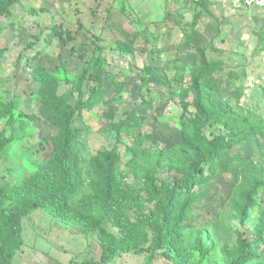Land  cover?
Segmentation results:
<instances>
[{
  "label": "rangeland",
  "instance_id": "obj_1",
  "mask_svg": "<svg viewBox=\"0 0 264 264\" xmlns=\"http://www.w3.org/2000/svg\"><path fill=\"white\" fill-rule=\"evenodd\" d=\"M209 11L166 0H19L0 18V206L11 213L16 200L31 198L58 181L54 140L59 128L43 109H63L78 100L82 68L100 59L105 70L102 102L76 116L80 133L73 164L79 191L65 207L42 208L23 220L28 239L37 237L73 264H234L246 241L264 264V188L241 222L245 189L233 175L197 185L187 221L175 227L161 249L153 223L161 217L150 194L156 184L177 185L186 170L184 120L195 115L191 86L202 69L199 49L215 65L217 98L264 118V13L230 0H213ZM123 33L137 35L132 53L119 50ZM93 86L86 82L83 91ZM219 125L205 130L212 139ZM117 149L116 210L104 232L89 223L101 214L100 181L91 160ZM264 168V135L239 143L231 156ZM165 203V200L163 201ZM119 252L102 261L101 244Z\"/></svg>",
  "mask_w": 264,
  "mask_h": 264
},
{
  "label": "trees",
  "instance_id": "obj_2",
  "mask_svg": "<svg viewBox=\"0 0 264 264\" xmlns=\"http://www.w3.org/2000/svg\"><path fill=\"white\" fill-rule=\"evenodd\" d=\"M19 0H0V18L10 15L11 8ZM209 11L208 3L197 4ZM1 32V30H0ZM125 44L119 50L132 53L137 35L123 33ZM202 58V69L194 78L191 90L195 115L184 120V145L189 151V160L183 178L177 185L163 190L156 184L155 169L148 174L150 194L159 200L161 217L153 223V243L157 249L163 248L165 241L174 235L175 227L187 221L192 204L197 196L192 190L197 185L214 181L225 174H231L236 187L245 189V205L241 213V222L255 209V197L264 188V168L255 162L243 159L231 151L241 142L264 135V118L255 112L242 108L234 109L217 98L221 82L214 78L215 65L211 64L205 52L198 50ZM6 50H0V58ZM103 62L98 59L94 64L81 69L75 91L78 100L74 106L67 104L63 109L47 106L43 109L46 120L58 126L59 135L54 140V165L58 181L47 186L41 193L34 191L31 198L16 200L11 213L6 214L0 206V264H12V259L23 245L22 222L32 213L42 208L65 207L80 187L79 173L73 164L80 133L74 126L77 115L91 110L100 104L106 95ZM86 82L93 84L88 93L83 91ZM219 125L223 133L207 138L204 133L208 127ZM8 139L0 136V155ZM92 167L100 181V202L102 214L89 223L98 232H104L102 224L113 218L116 210V171L119 154L114 148L99 153L92 160ZM3 200V191L0 190ZM165 200V203L163 202ZM264 239L261 235L259 238ZM240 248L234 264H246L256 259L253 249L246 241L240 242ZM102 261L115 256L119 249L107 243L101 244ZM84 264V263H83Z\"/></svg>",
  "mask_w": 264,
  "mask_h": 264
},
{
  "label": "crops",
  "instance_id": "obj_3",
  "mask_svg": "<svg viewBox=\"0 0 264 264\" xmlns=\"http://www.w3.org/2000/svg\"><path fill=\"white\" fill-rule=\"evenodd\" d=\"M22 227L24 245L13 257L12 264H73L72 255L65 253L61 256V254H59L57 250H54L48 243H46V247H44V244L37 240V237H32L33 240L28 239L23 222Z\"/></svg>",
  "mask_w": 264,
  "mask_h": 264
},
{
  "label": "built area",
  "instance_id": "obj_4",
  "mask_svg": "<svg viewBox=\"0 0 264 264\" xmlns=\"http://www.w3.org/2000/svg\"><path fill=\"white\" fill-rule=\"evenodd\" d=\"M171 4L175 3H190V4H201V3H211L213 0H167ZM233 4L237 6H242L245 8H255L264 12V0H230Z\"/></svg>",
  "mask_w": 264,
  "mask_h": 264
}]
</instances>
